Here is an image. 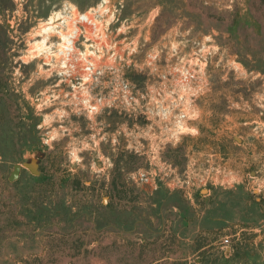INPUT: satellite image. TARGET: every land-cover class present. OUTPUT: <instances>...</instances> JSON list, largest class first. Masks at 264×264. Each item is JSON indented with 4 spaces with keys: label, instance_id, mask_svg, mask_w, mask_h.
Instances as JSON below:
<instances>
[{
    "label": "rangeland",
    "instance_id": "1",
    "mask_svg": "<svg viewBox=\"0 0 264 264\" xmlns=\"http://www.w3.org/2000/svg\"><path fill=\"white\" fill-rule=\"evenodd\" d=\"M99 3L0 0V264H264V0H106L65 60Z\"/></svg>",
    "mask_w": 264,
    "mask_h": 264
},
{
    "label": "built area",
    "instance_id": "2",
    "mask_svg": "<svg viewBox=\"0 0 264 264\" xmlns=\"http://www.w3.org/2000/svg\"><path fill=\"white\" fill-rule=\"evenodd\" d=\"M106 0H100L99 5L97 6L96 10H92L91 12H85V13H81V14H77L75 12L71 13V18H70V22L71 25L70 27H68V24H64V29L63 30H59L60 32V37H59V42L57 43V49H59V51L65 55V60H69V55L72 52V47H73V43H74V38H75V33H76V28L74 27V25L77 22H82V23H86L89 25H93V17H95L96 15H99L100 11H108V6H106ZM68 57V59L66 58ZM84 60H87V65L84 66V69L88 71V74L95 76V74H97L98 72L95 73L94 67L93 65L95 64V60L93 57L92 58H84ZM89 75V76H90ZM121 91H122V95L125 97L127 91H126V84H122L121 85ZM145 92H139L140 96L144 97ZM182 115H175V127H179V125H177L176 123L180 122V117ZM211 170H213L214 173H219L221 170V167L219 165H216L214 167H211ZM209 171L207 168L205 169L204 173L201 174L199 176V178L195 181L197 183L200 184H206L209 183L211 185H215V184H219L221 186H231L233 184L234 181V174L230 169H222V175H220L218 177L219 181L217 180V176L214 177H209ZM260 180L256 179L255 182L253 183V190H257L259 189H264V187H262V185H264V164L261 165L260 167ZM142 175H145V172H141ZM186 184H188V182L186 181ZM193 182H189V185H193ZM181 187V186H180ZM184 191V193L186 195H190L191 190L188 185H185L183 187H181Z\"/></svg>",
    "mask_w": 264,
    "mask_h": 264
},
{
    "label": "water",
    "instance_id": "3",
    "mask_svg": "<svg viewBox=\"0 0 264 264\" xmlns=\"http://www.w3.org/2000/svg\"><path fill=\"white\" fill-rule=\"evenodd\" d=\"M23 166H25L26 168H28L30 170V172H32L33 174H37V171L35 170L33 164L29 163V162H24ZM17 176V171L13 170L12 172H10L8 178L10 180H13L14 178H16Z\"/></svg>",
    "mask_w": 264,
    "mask_h": 264
},
{
    "label": "bare ground",
    "instance_id": "4",
    "mask_svg": "<svg viewBox=\"0 0 264 264\" xmlns=\"http://www.w3.org/2000/svg\"><path fill=\"white\" fill-rule=\"evenodd\" d=\"M42 42V41H41Z\"/></svg>",
    "mask_w": 264,
    "mask_h": 264
}]
</instances>
